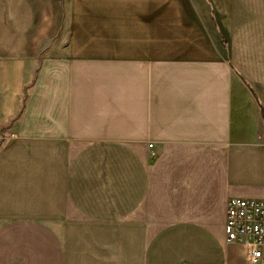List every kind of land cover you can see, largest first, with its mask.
<instances>
[{"label":"crops","instance_id":"0c3cea01","mask_svg":"<svg viewBox=\"0 0 264 264\" xmlns=\"http://www.w3.org/2000/svg\"><path fill=\"white\" fill-rule=\"evenodd\" d=\"M212 2L203 43H92L0 0V264H249L224 224L264 197V0Z\"/></svg>","mask_w":264,"mask_h":264},{"label":"rangeland","instance_id":"374dc122","mask_svg":"<svg viewBox=\"0 0 264 264\" xmlns=\"http://www.w3.org/2000/svg\"><path fill=\"white\" fill-rule=\"evenodd\" d=\"M62 1L65 15L74 18V25L67 34L74 33L80 41L92 43L120 40L121 31L145 32L154 28L164 37L172 32L182 43L186 39L203 43L205 21L211 20V8L216 14L212 0ZM215 17L217 28H214L220 29L222 22Z\"/></svg>","mask_w":264,"mask_h":264},{"label":"built area","instance_id":"2783aa9c","mask_svg":"<svg viewBox=\"0 0 264 264\" xmlns=\"http://www.w3.org/2000/svg\"><path fill=\"white\" fill-rule=\"evenodd\" d=\"M1 135L10 136L7 132ZM148 146L151 148L152 143ZM224 233L227 242L244 246L249 264H264V197L229 198Z\"/></svg>","mask_w":264,"mask_h":264}]
</instances>
